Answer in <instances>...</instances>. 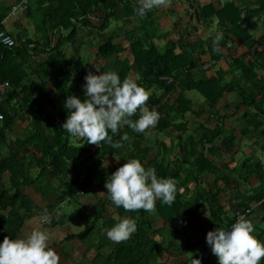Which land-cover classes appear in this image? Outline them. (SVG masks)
Returning <instances> with one entry per match:
<instances>
[{"label": "trees", "instance_id": "16d2710c", "mask_svg": "<svg viewBox=\"0 0 264 264\" xmlns=\"http://www.w3.org/2000/svg\"><path fill=\"white\" fill-rule=\"evenodd\" d=\"M10 1L20 0H0V23L11 8ZM180 1H186V14L197 25L182 29L178 40H167L162 47L155 39H166L170 33L158 34L160 18L154 11L144 17L137 15L138 0H34L26 6L27 17L34 19L36 11L43 13V24L36 26L44 37L35 40L17 35L13 47L0 43V87L8 83L5 92L0 91V243L5 237L19 239L25 222L33 216L47 218L53 214L48 222L51 227L67 223L64 213L57 212L58 206L65 199L76 200L98 183L99 167L107 158L118 159L120 167L128 159H139L146 169L155 168L158 178L175 180L177 191L172 205L156 202L154 213L158 220L162 219L165 229L158 228L157 218L151 216L153 212H126L122 207H115L107 196L104 210L110 205L118 215L134 219L137 231L128 240L113 246L105 264H158L164 248L155 238L164 230L170 231L169 246L175 240L182 241V252L192 254L188 264H193L194 259H199L201 264H218L206 242L207 233L219 227L230 230L235 221V216L225 220L224 208L217 204L219 193H226L238 180L250 181L253 175L260 178V183L248 193H242L239 187L240 191L232 198L235 200L232 212L249 210L246 219L251 223L253 207L264 214V161L248 157L233 169L237 177L220 175L222 166L229 167L225 158L235 161L242 151L243 140L257 141L264 154V0L250 3L229 0L224 5L216 0L209 4L199 0ZM43 3H48L44 9ZM120 12L126 15L128 24L135 26L134 30L123 25L121 29L116 26L107 32L114 20L116 24L121 20ZM214 21L218 25L216 34L207 38L192 37L193 31L200 28L199 23L210 30ZM83 28L89 31L87 39L92 41L93 37H102L107 32V39L98 43L95 54L98 63L114 56L121 80L132 79L148 92L147 105L159 114L157 124L151 129L170 136L171 146L161 140H150L147 130L136 133L125 126L117 134L109 131L113 142L121 144L119 149H113L106 142L94 149L97 144L72 137L63 129L69 115L64 107L67 97L74 95L83 101L85 77L89 73L99 75L110 71L104 65L97 66V72L80 65L83 56L77 38ZM68 29L70 32L64 35L63 30ZM261 29L260 34H253ZM217 34L223 35L219 45L213 43ZM122 37L129 43L127 49L116 42ZM233 38L240 50H232ZM66 42L74 46L72 53L64 47ZM207 55L214 62L211 69H216L215 73L209 74L204 68ZM220 61H226L227 66L217 69ZM135 67L138 77L134 76ZM162 76H173L176 81L168 84L160 79ZM51 87L57 99L47 92ZM194 92L204 97L202 105L191 97ZM228 95L235 96L236 101L232 104L227 101L221 107ZM15 101L20 102V110L12 106ZM230 117H238L245 126L228 127ZM131 119H138V114ZM18 120L29 123L11 138L13 125ZM191 123H197L194 132H191ZM125 134L127 140L123 139ZM239 135L243 136L240 143ZM70 169L77 174L71 179ZM208 175L215 177L210 189L203 185ZM53 181L58 188H54ZM220 181L225 184L221 190L217 186ZM33 186L43 194L47 205H37L27 196L26 189ZM204 204L210 210L207 222L200 212ZM97 221L69 236L89 243ZM115 223L113 218L106 220L107 229ZM253 233H256L255 226ZM66 240L69 238L50 245L60 256V264H67L70 257L73 259V254L65 249Z\"/></svg>", "mask_w": 264, "mask_h": 264}, {"label": "clouds", "instance_id": "9594fccd", "mask_svg": "<svg viewBox=\"0 0 264 264\" xmlns=\"http://www.w3.org/2000/svg\"><path fill=\"white\" fill-rule=\"evenodd\" d=\"M170 0H138L137 15L167 7ZM223 39L217 34L214 44ZM219 51V47L216 48ZM85 99L70 95L64 107L69 115L63 129L72 137L86 138L89 144L108 143L113 149L121 144L113 142V136L125 126L136 133H144L155 127L159 120L156 110L147 105L148 92L134 80H121L118 72L89 73L83 85ZM138 114V119L132 120ZM124 140L128 139L125 134ZM108 178L105 187L108 199L126 212L155 211L156 202L172 205L175 201L176 182L171 178H158L155 168H145L139 159H128ZM137 231V224L130 217L121 218L106 230V236L114 243L128 240ZM254 226L245 217H239L230 230L217 228L209 231L206 242L218 264H261L264 260V241L253 235ZM46 231L34 230L26 238L5 237L0 243V264H60L57 251L49 246ZM193 264H201L194 259Z\"/></svg>", "mask_w": 264, "mask_h": 264}, {"label": "crops", "instance_id": "0c3cea01", "mask_svg": "<svg viewBox=\"0 0 264 264\" xmlns=\"http://www.w3.org/2000/svg\"><path fill=\"white\" fill-rule=\"evenodd\" d=\"M212 1H215V0H199V2H201L202 4H209ZM174 2H175V4H174ZM246 2L250 3L251 0H247ZM15 3H16L15 1L9 2V6L11 8L8 11L7 16L0 23V25L2 26L1 29L5 30L7 33H9L13 36L20 35V36H22L23 39L30 38V37L34 38L35 40H37L38 37H41V39H42L44 37V33H42V31L38 30L36 24L34 25L33 23H31L32 19L30 17L26 16V13H28V11L21 10V11H18L16 13L12 14V8L15 5ZM47 4L48 3H43V5H44L43 9L47 7ZM185 4H186V1L170 0V3L168 4L167 7H160V8L153 9L154 13L156 15H158V17L160 18V20H159L160 30L164 31L165 29L168 28L169 24L176 22L175 26H174L176 28V30L173 29L174 33L172 35H171L170 31H168L170 34H167L168 35L167 38L164 39L165 42L167 40H170V39L178 40L180 38V36L182 35V32H181L183 29L182 24H185V23H183L182 19L187 20V16L184 17V14L187 11ZM180 15H181V17H180ZM121 16H122L121 17L122 21L127 20L126 15L124 13H122ZM179 18H181V19H179ZM177 19H179V20L177 21ZM114 22H116V20H114L112 22V24H114ZM124 24L132 30H134V28H135L134 25L132 26L131 24H128V22L127 23L125 22ZM29 25H31L30 28H29ZM190 25H192V24H190ZM190 25H187V26L189 27ZM31 29L33 31V34L30 33ZM207 30L208 29L200 27L198 30H195V32L193 31L192 37L207 38L209 36L208 35L209 32ZM158 34L164 35L165 33L159 32ZM103 35H107V32H104ZM124 39H125L124 37L119 38L118 40H116V42H119L122 45V48L127 49L129 43L127 42L126 39L125 40ZM232 44H233V48H232L233 51L241 49L240 46L238 45V42L234 38H233ZM125 52L128 54L127 51H125ZM210 58L211 57L209 55L204 57V60H206L205 66L206 65L210 66L209 69H206L207 73H209V74H210V71H213L211 68H213V66H214L213 61H211ZM223 66L224 67L227 66L226 61L217 62V68L223 67ZM47 92L51 95V97L53 99L58 98L54 87L49 88L47 90ZM233 97L235 98V96L231 97L230 95H228L226 97V101L230 102V99ZM19 103L20 102L15 101L12 103V106H16L20 110L22 106H19L18 105ZM223 105L224 104L222 103L221 107H223ZM23 111H24V109L21 112H23ZM234 119H238V117H235ZM18 121L16 124L14 123V125H13L14 130L12 132L11 138H12V136H14L16 134L17 131L22 130L23 128L27 127V125L29 123L28 121H26V122H22V121L18 122ZM244 124L245 123L243 121L242 122L240 121L239 124H237L235 126H231V124L228 122V127H232V128L236 127L237 128L240 125V129H242L245 126ZM149 130L154 132V130L149 128L147 130V133H149ZM165 136H167L170 139L169 142L167 140H163L162 138H160V139H162V141L167 143L168 146H171L172 138L168 135H165ZM157 138H159V137L157 136ZM238 138H239L238 143H240V141L243 139V136L239 135ZM242 143H243L242 144V151L239 152V154L236 156L235 161H232L231 159H229L227 157L225 158L226 164L229 165V167L222 166L223 173H221L220 175L237 177L235 170H233L235 168L232 167V163L238 164L237 162L242 160L241 156L247 157V158L249 157V158L253 159L254 161H262V162L264 161V154H263L262 150H260V144L257 141L254 142V141H250V140H243ZM239 158H240V160H239ZM116 160H118V159H116ZM220 163L222 164V162H220ZM119 167H120V165H118V166L115 165L112 159L111 160L108 158L105 159L99 167V176L100 175L101 176L98 179V183L96 181L94 186L86 194L79 195V196H81L80 198L82 199L80 202L82 203V205H84L86 207V209H88L91 212V215L94 217V220L97 221L98 218L102 219L101 223L103 225V229L100 231V235L102 237L100 236V239H97L95 244H94L95 240L92 241L91 238H90L89 243L83 242L77 236H73L71 238V236H69V235H71L72 233H76V232L73 231L69 220L65 224L64 223L63 224H57V225L51 227L50 223H48V222H50V218H53V214L47 216V218H42L39 216H33V217L29 218L25 222V224L22 228V231L19 235V239L26 238L34 230L46 231L48 233V235L50 237L49 246L53 243H56V242L60 243L68 237L69 240H67V242L71 245V249H72V251L71 250H69V251L71 254H73V259H71V257H70L67 261V264H75L77 262V260H76L77 257L81 258L83 264H105V263H107V259H108L107 256L113 250V246H117L119 243L118 244L114 243L107 238V236H106V230H107L106 220L113 218V219H115L116 222H118L121 218L126 217V216L118 215L110 205H107L106 210H104L105 209L104 202L106 201L107 196H108V194L104 191L106 189L105 181H107L108 178L111 176V174H113L116 170H118ZM71 172L76 174V172H74L73 170L71 171V169H70L68 172L69 179L74 178L71 175L72 174ZM214 179H215L214 176L208 175V177L204 181L203 185L207 189H210V183H213ZM249 182H245L244 183L245 186H242L241 183L236 184L235 182H233L234 184L232 186H230V188L226 191V193H223V192L219 193V199H218L217 204L222 205V207L224 208V211L226 213L225 220H227V217H234L235 216V212H232L233 210L231 208V205H232V202L235 201V200L232 201V198L236 197V194L238 193V191H240L239 187L242 189L241 190L242 193H248L249 191L252 190V188L258 186V184L260 183V178L257 175H253L250 178ZM53 185H55V184H53ZM188 186H189V189L192 190V188H193L192 184H189ZM217 186L220 190L225 188V184L221 181L218 183ZM33 187H28L26 189V191H28L26 194L30 198V200L34 201L37 205H41V206L47 205L48 201L44 199L43 194L37 188L35 189ZM51 187H53V186H51ZM56 187L54 186V188H56ZM30 188H33L37 192L35 196L31 193L32 189H30ZM231 193L234 195H232ZM191 194H192V191H191ZM67 200L65 199L64 201H67ZM61 203L57 208V212L61 211L60 213L63 212L61 210ZM253 208H254L253 209L254 211H253V215H252L251 219H252V224H253V226H255V229H256V233H253V235L258 240H259V238L264 240V236L260 237V234L261 235L264 234V224H263V226L261 225V223H264V218H263L264 214H263V212H261L258 209V207L255 206ZM200 212H201V216H202L203 220L205 222H207L209 219V216H210L209 205L204 204L200 208ZM151 216L155 220L157 218L156 224H157L159 229L160 228L165 229L162 219L158 220L157 213L153 212L151 214ZM257 230L261 231L262 233L261 232L257 233ZM157 237L158 238H155V239H157L158 243L160 245H163V248H164V250L161 252L158 264H188L189 258L187 257L186 253L182 252V249L184 247V244H181L182 241L175 240L169 246V244H170V242H169L170 241V231L169 230L161 231V235L158 234ZM197 237H199V236H197ZM71 254H70V256H71ZM74 259H75V261H74ZM216 259L218 262L217 257H216Z\"/></svg>", "mask_w": 264, "mask_h": 264}, {"label": "rangeland", "instance_id": "374dc122", "mask_svg": "<svg viewBox=\"0 0 264 264\" xmlns=\"http://www.w3.org/2000/svg\"><path fill=\"white\" fill-rule=\"evenodd\" d=\"M216 1H218L217 3H220L221 5H224L226 2H228L229 0H216ZM33 4L35 3V2H32ZM252 5V4H251ZM185 7L187 8V4H185ZM184 9V8H183ZM182 9V10H183ZM153 11V10H152ZM121 14L123 13V12H120ZM186 14V13H185ZM184 14V17H186L187 16V20H185V19H182V21H183V23H185V24H182V27H183V29L184 28H188V26L187 25H190V24H192V25H197V22H196V20L195 19H193L192 17H190L188 14H186L185 15ZM177 17V16H176ZM180 17H181V15H180ZM43 13H41V12H39V11H36V13H35V18L33 19V18H31L32 19V21H31V23H33L34 25L36 24V25H42L43 24ZM179 19H181V18H179ZM179 19H177V21L179 20ZM127 23L128 21L126 20V21H122V19L121 20H118L117 21V24H116V22H114V24H111V26H110V28L107 30V32H111L112 31V28H114V27H123V25H125L124 23ZM175 23L176 22H173L172 24H169V26H168V28L167 29H165L164 31H162V30H160V32H162V33H167L168 31H170V33H171V35L174 33V31H173V29H175L176 30V28L174 27L175 26ZM189 23V24H188ZM199 23V22H198ZM203 23V22H202ZM253 23L254 22H252V24L251 25H253ZM30 26L31 25H29V28H30ZM199 26L201 27H203V28H205L201 23H199ZM217 22L216 21H214L213 23H212V25H211V29L210 30H207L209 33H208V37H210L211 35H213V34H216L215 33V30L217 29ZM261 27V26H260ZM250 28V31L252 32V26H250L249 27ZM262 28V27H261ZM93 29V28H92ZM119 29H121V28H119ZM203 30V29H202ZM93 31H98L97 29H93ZM121 31V30H120ZM263 30L261 29L260 30V32H258V31H253L254 33V35H258V34H260L261 32H262ZM70 32V29H68V30H63V34L64 35H68V33ZM178 32V31H177ZM182 32V31H181ZM30 33H32L33 34V31H32V29H31V31H30ZM89 34V31H86V29L85 28H83V31L82 32H80V35L78 36V42H77V44H81V55L83 56V58H82V62H81V66H84L85 65V68L88 70V71H92V72H97V71H99V69H97L98 67L97 66H107V68L109 67V69H110V71H116V68L118 67V65L115 63V57L114 56H112L111 58H108L105 62H100V64L98 63L99 61H98V58L96 57V52H97V50H98V43L99 42H102V41H105L106 39H107V35H103L102 37H93L94 39H93V41L92 40H88L87 39V37H88V35L87 34ZM31 34V35H32ZM211 34V35H210ZM83 35V36H82ZM201 37V36H200ZM39 39H40V37H38ZM164 39L165 38H161V39H155V42L159 45V47H162L164 44H165V41H164ZM46 40V39H45ZM88 40V41H87ZM125 40V39H124ZM83 41V42H82ZM161 43V44H160ZM64 47H66V49H67V51L69 52V53H72L74 50H73V48H74V46L72 45L71 46V44H70V42H66L65 44H64ZM97 58V59H96ZM96 61V62H95ZM225 66V65H224ZM218 69V68H217ZM216 70V69H215ZM215 70H213L212 72H214ZM138 70H137V68L135 67L134 68V74H136V75H134V76H136V77H138ZM215 73V72H214ZM135 78V77H134ZM161 79V78H160ZM192 95H191V97H194V98H196L195 99V101L198 103V105H202L203 103H204V97L201 95V94H199L198 92H194V93H191ZM231 97L233 96V95H230ZM236 101V98H231L230 99V103L232 104V103H234ZM226 100L223 102V106H225V104H226ZM233 109H234V106L232 105V109H231V112H233ZM213 112H215V110H212ZM228 113H230V112H228ZM240 121L242 122V120H239V119H234V118H232V117H230L229 119H228V122L231 124V126H235V125H237V124H239L240 123ZM196 126H197V123H191V125H190V128H191V132H194L195 131V128H196ZM239 127H240V125H239ZM164 133L165 132H156V131H150L149 130V133H147V136H148V138L150 139V140H161L162 141V139L163 140H167L168 142L170 141V139L167 137V136H165L164 135ZM159 137V138H157L156 139V137ZM160 138H162V139H160ZM6 148V146L5 145H3V150ZM5 151V154H6V152H7V149H5L4 150ZM241 158H242V160H240V158H239V160L240 161H238L237 163L238 164H241L242 163V161H244V160H246V158L247 157H243V156H241ZM263 160V159H262ZM113 162H114V164L115 165H120V161L119 160H113ZM238 164H234V163H232V167L233 168H235ZM72 174V176L73 177H75L77 174H74L73 172H71ZM236 176H237V173H236ZM106 182L107 181H105V184H106ZM249 182V181H248ZM53 183L55 184L54 186L56 187L57 186V183L55 182V181H53ZM238 183L240 184H242V186H245V182H243V181H241V180H238ZM250 183V182H249ZM248 183V184H249ZM34 188V187H33ZM33 188H30V189H32V191H31V193L35 196L36 195V191L33 189ZM28 191H25V193H27ZM232 194V193H231ZM232 195H234V194H232ZM81 196H79V197H77V199L76 200H71V199H68L67 201H64V202H62L61 203V210L63 211V213H64V215H65V217L66 218H68V220L70 221V224H71V227H72V229H73V231L74 232H76V233H78V232H81V231H84L85 229H86V227L88 226V225H91L92 223H93V220H94V217L90 214V211L89 212H85V206H83L82 205V203L80 202L82 199L80 198ZM70 200H71V202H70ZM78 200V201H77ZM80 211H83V212H85V213H81ZM84 216H86V218L84 219ZM102 219H98V221H97V226H96V228H95V230H94V232L91 234V240L93 241V240H95L94 241V244L96 243V240L97 239H100V231L103 229V225H102ZM263 224L264 223H261V225L263 226ZM261 226V227H262ZM261 229V228H260ZM259 232H261V231H259V230H257V233H259ZM262 233V232H261ZM263 236H264V234H263ZM262 236V237H263ZM102 237V236H101ZM156 238H158L157 236H156ZM65 249H66V251L67 250H71V245L67 242V240H66V242H65ZM199 252H202V250H200ZM191 253H187V257L188 258H190L191 257ZM77 263H82V260H81V258H79V257H77Z\"/></svg>", "mask_w": 264, "mask_h": 264}, {"label": "built area", "instance_id": "2783aa9c", "mask_svg": "<svg viewBox=\"0 0 264 264\" xmlns=\"http://www.w3.org/2000/svg\"><path fill=\"white\" fill-rule=\"evenodd\" d=\"M30 1H34V0H20L18 3H15V5L12 8V14L16 13L18 11L24 10L26 8V6L29 4ZM0 43L5 45V46H8V47H13L14 45H16V39H15V37L13 35L7 33L5 30L0 29ZM209 67H210L209 65L204 66L205 69H208ZM161 79L163 81H166L168 84L173 83V82L176 81V79L173 76H162ZM7 86H8V83L2 84L1 87H0V91L2 93H4L6 88H7ZM97 147H98V145H96L94 147V149H96ZM249 212H250L249 210L247 212H241V211L235 212V221H234V223L241 216L247 218ZM209 252H210V250L206 253V257L208 256Z\"/></svg>", "mask_w": 264, "mask_h": 264}]
</instances>
